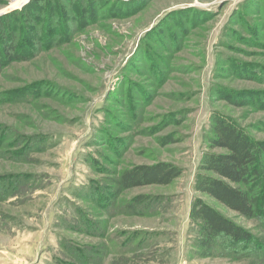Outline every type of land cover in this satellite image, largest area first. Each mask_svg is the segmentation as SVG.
Instances as JSON below:
<instances>
[{"label":"rangeland","instance_id":"374dc122","mask_svg":"<svg viewBox=\"0 0 264 264\" xmlns=\"http://www.w3.org/2000/svg\"><path fill=\"white\" fill-rule=\"evenodd\" d=\"M0 23V264H259L252 244L201 255L190 213L264 243L194 190L214 117L264 144V0H0ZM159 163L181 177L115 195Z\"/></svg>","mask_w":264,"mask_h":264},{"label":"trees","instance_id":"16d2710c","mask_svg":"<svg viewBox=\"0 0 264 264\" xmlns=\"http://www.w3.org/2000/svg\"><path fill=\"white\" fill-rule=\"evenodd\" d=\"M8 16L11 26L18 16H24L30 22L33 18L26 7ZM8 21L5 23L8 24ZM1 26L0 23V30ZM14 47L13 44L4 47V56L8 59L17 58ZM209 131V147L212 151H207L200 160L194 182L195 192L209 196L247 219L264 220V144L253 141L232 121L219 117L212 119ZM214 149H221L222 152L215 153ZM181 175L182 169L171 163L127 169L117 180L115 195L145 185H171ZM142 200L143 197L136 202ZM190 218L199 235L196 245L201 255L213 256L217 251L224 252V247L238 244L246 249L252 244L253 248L249 250L255 252L259 264H264V243L254 241L250 233L205 200L194 198Z\"/></svg>","mask_w":264,"mask_h":264},{"label":"built area","instance_id":"2783aa9c","mask_svg":"<svg viewBox=\"0 0 264 264\" xmlns=\"http://www.w3.org/2000/svg\"><path fill=\"white\" fill-rule=\"evenodd\" d=\"M21 7V6H20Z\"/></svg>","mask_w":264,"mask_h":264}]
</instances>
